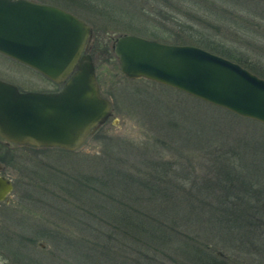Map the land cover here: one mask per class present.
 I'll return each mask as SVG.
<instances>
[{
  "label": "rangeland",
  "instance_id": "obj_1",
  "mask_svg": "<svg viewBox=\"0 0 264 264\" xmlns=\"http://www.w3.org/2000/svg\"><path fill=\"white\" fill-rule=\"evenodd\" d=\"M35 1L68 10L90 25L89 55L99 92L110 100L111 115L75 151L9 148L13 159L2 156L0 161L2 174L12 181L13 189L7 201H0L1 230H13L16 241L32 238L33 242L24 249L37 264H106L105 258L99 257L92 247L97 242L111 246V257L117 258V264H131L134 255L121 244V230L108 233L104 228L97 229L88 218H80L79 213L78 218L71 216L70 220L64 213L70 210L68 205L71 209L80 205L79 198L70 196L73 188H82L84 177L108 180V176L112 178L118 173L115 170L125 172L129 168L141 175L156 173L161 177L163 161L165 170L170 169L173 176L170 179L177 181L173 185L183 186L178 192L189 198V205L196 203L197 197L224 210L239 192L251 200L252 221L264 222V125L164 85L124 77L110 47L120 34L208 46V51L227 59L247 62L248 70L264 79V0ZM0 79L20 91L49 92L59 88L2 54ZM1 146L7 149L3 142ZM198 211L203 222L197 220L194 230L201 234L202 242H208L209 236L203 232L212 229L216 210L197 207ZM77 212L79 208L74 210ZM180 212L189 221V210ZM59 224L63 235L57 233ZM261 225L253 241L243 237L242 245H238L243 256L214 247L215 254L225 259V264H258L264 253V223ZM79 249H88L89 259H81L77 255ZM89 251L94 254L92 261ZM3 256L5 253L0 250V258ZM145 262L191 264L181 254L171 252L163 257L155 254ZM7 263L0 259V264Z\"/></svg>",
  "mask_w": 264,
  "mask_h": 264
},
{
  "label": "water",
  "instance_id": "obj_2",
  "mask_svg": "<svg viewBox=\"0 0 264 264\" xmlns=\"http://www.w3.org/2000/svg\"><path fill=\"white\" fill-rule=\"evenodd\" d=\"M91 28L74 14L32 0H0V54L53 83L56 91H20L0 79V141L79 148L111 115L87 51ZM120 73L178 90L264 125V79L235 61L191 44L120 34L111 44ZM12 190L0 174V201Z\"/></svg>",
  "mask_w": 264,
  "mask_h": 264
},
{
  "label": "trees",
  "instance_id": "obj_3",
  "mask_svg": "<svg viewBox=\"0 0 264 264\" xmlns=\"http://www.w3.org/2000/svg\"><path fill=\"white\" fill-rule=\"evenodd\" d=\"M204 48L209 50L208 46ZM234 61L250 69L247 67V62ZM155 163L158 164V162ZM162 165L164 173L161 177H157L156 173L154 175L149 173L141 175L136 173L138 170L136 171L134 168L126 169L125 172L115 170L118 173L114 174L112 178L108 176V180L94 176L84 177L86 181L83 180L82 188L78 190L73 188L70 196L73 199L79 198L80 207L73 206V209H71V205H68L70 210H65L64 213L66 219L70 220L69 217L71 216L78 218L77 214L79 213L80 218H88L97 229L104 228L108 233H110L109 230L115 232L118 229L121 230L120 233L123 236L120 241L121 244L125 250H130L134 255L131 258V264H147L145 261L152 260L155 254L163 257L167 252L181 254L191 264H225L226 260L215 254V248L229 249L232 251L233 256L244 254V251L240 252L238 248V245H242L243 237L247 241H253L255 233L257 232L256 235L258 236V229H262L261 224L264 223L263 221L262 223L252 221L251 206L253 205H251V200L243 193L238 192L236 193V200L231 202V206L226 205L224 210L215 209L214 206H209L208 203L197 197L196 203L189 205V198L178 192V188L183 186L173 185L177 182L176 179H170L173 176L169 174L170 169H168L169 171L165 170L166 163L164 161ZM190 186H192V183ZM189 193L191 192L189 191ZM64 202H67V200H64ZM197 207H201V210L204 207L216 210L211 222L212 229L203 232V234L209 236L208 242H202L201 234L196 233L194 230L197 220V223L201 224L203 222L202 216L199 214L200 211L196 212ZM78 208L79 212L75 214L74 210ZM81 209L83 210L82 213ZM182 209L189 210V221L180 215ZM91 223L89 224L91 225ZM92 228H89L91 237L93 235ZM57 233L59 235L63 233L60 224L57 226ZM79 236L84 243H88L82 235ZM15 237L13 230L7 232V230L3 231L0 228V250L5 253V256L0 259L7 261V264H37V260L24 249V246L33 242L32 238L27 237L23 241L22 237L17 238L16 241ZM233 240L237 242L236 245H232L235 243ZM85 247L83 246V249ZM92 247L99 257L105 258L106 264L118 263L116 262L118 261L117 258H114L115 256L111 257V246L109 244L100 243L98 245L97 242L96 246ZM92 247H90L91 250ZM87 252L88 249L85 251L80 250L77 255L81 259H89ZM152 252L154 254H151ZM93 255L92 253L90 255L89 251L91 261L94 260ZM92 263L95 264L96 262L92 261ZM156 263L158 262L156 261ZM247 263L241 262L240 264ZM226 264L230 263L227 262ZM258 264H264V253L262 261Z\"/></svg>",
  "mask_w": 264,
  "mask_h": 264
},
{
  "label": "flooded vegetation",
  "instance_id": "obj_4",
  "mask_svg": "<svg viewBox=\"0 0 264 264\" xmlns=\"http://www.w3.org/2000/svg\"><path fill=\"white\" fill-rule=\"evenodd\" d=\"M32 1H35V0H32ZM35 2H37V1H35ZM38 3H43V2H38ZM46 4H48V3H46ZM55 6V5H54ZM58 7V6H57ZM61 8V7H60ZM63 9V8H62ZM65 10V9H64ZM66 11H68V10H66ZM69 12V11H68ZM71 13V12H70ZM72 14H74V13H72ZM75 16H77L76 14H74ZM78 17V16H77ZM80 18V17H79ZM81 19V18H80ZM82 20V19H81ZM85 22V21H84ZM87 24V23H86ZM88 25V24H87ZM89 27H90V25H89ZM91 28V27H90ZM263 32H264V28H263ZM150 39V38H149ZM91 42V41H90ZM90 42H89V44H88V49H87V51H88V53L90 52V50H91V45H90ZM112 44V43H111ZM177 44V43H176ZM111 47V46H110ZM90 54V53H89ZM59 87H60V85H59ZM1 141H0V160H1V157L2 156H4V157H7V158H9V159H13V153H11L10 151H9V148H11V147H15V146H19V147H21V146H24L25 148H28V149H30V150H32V151H35V152H38V151H40V150H46V149H50V148H54V149H62V148H59V147H42V146H31V145H16V144H4L5 146H6V148L7 149H5V150H3L2 149V146H1ZM12 145V146H11ZM62 150H64V151H69V150H65V149H62ZM72 151H75V150H72ZM16 160V159H15ZM2 170H3V166L1 165V161H0V174L1 175H3L2 174ZM8 178V177H7ZM12 182V181H11ZM12 186H13V184H12ZM12 189H13V187H12ZM11 192H12V190H11ZM8 199L6 198L4 201H7ZM42 231H44L43 229H41ZM53 235H55V234H53Z\"/></svg>",
  "mask_w": 264,
  "mask_h": 264
}]
</instances>
